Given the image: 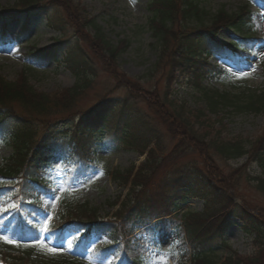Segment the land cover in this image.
I'll use <instances>...</instances> for the list:
<instances>
[{"label": "rangeland", "instance_id": "374dc122", "mask_svg": "<svg viewBox=\"0 0 264 264\" xmlns=\"http://www.w3.org/2000/svg\"><path fill=\"white\" fill-rule=\"evenodd\" d=\"M16 1L0 0V13L3 7L12 5ZM45 1H54L57 6L61 5V1L64 2V6L67 8L52 7L53 9H51L64 19V30L56 31L47 26L45 17L37 16L27 21L24 14H19L17 20L7 26V35L4 39L0 38L1 78L9 81L27 79L38 90L48 93H56L63 87L73 86L76 76L65 65L62 54L41 61L30 58L29 52L33 47L36 50L47 49L56 39L73 42L77 38L98 66V76L92 81V86L86 95L81 98V108H89L93 104L96 105L98 101L112 100L124 105L133 104L134 107L141 110V113L152 117L153 122L157 121L160 124V129L165 133L163 148L169 151L171 147H177L175 149L179 151L182 146L180 143L179 146L177 143L175 144V137L173 138L166 132L165 126L160 120L164 118L165 121L172 122L176 128V134L180 136V141H190L191 139L189 146L191 152L184 154L185 159H195L207 174L210 173L217 184L226 186L227 193L234 204L251 205L253 208H261L257 210L264 212V188L257 183L258 177L264 176L263 170L250 155L252 154L250 150L252 151L260 140L264 141V111L260 113L238 112L233 108H226L215 115L205 109L206 103L202 93L196 90L191 83L177 81L176 78L166 85L167 80L162 69L167 65L169 49L160 50L149 29V0ZM200 1L207 10L204 17V23L207 24L210 23L213 15L221 9L230 14L243 9L250 11L252 14L249 16V22H251L243 28L252 27L251 34L255 37L252 42L254 48L248 53L239 54L236 61L223 59L217 54L210 57L208 64L226 69L228 76L222 79H207L203 82L204 85L210 89L232 93L243 89L262 88L264 86V0ZM92 18L95 19L97 28L100 27L97 33L95 28H92L89 23H85L87 19ZM191 23L189 28L196 26V22ZM25 24L29 27L27 37L23 35L22 27ZM4 25V21H0V31L4 29ZM241 35L242 33L236 28L226 27L218 33L217 39L224 43L242 42ZM100 38L107 39L114 45H117L122 39L127 43L128 46L124 50L121 49L117 57V64L110 61L111 58ZM33 63L34 69L29 67ZM119 78L124 79V86L111 88L113 84L115 85V79ZM128 80H133L136 85H139L140 88L136 89L138 93L131 94L129 92L125 86ZM100 98L102 99L100 100ZM180 105L185 107L183 112L186 113L183 115L177 109V106ZM197 115L203 116L204 120L199 119V121L205 122L204 124H197L195 118ZM184 116L187 119L183 118ZM48 121L49 119L43 118L34 122L36 137H42L49 131L46 126ZM192 121L195 129H199V134L207 133L209 135L208 138L202 140V143L195 142V138L190 136L186 138L185 128L180 126L181 123L190 126ZM60 125V127L66 126L55 131L48 142L50 150L42 151L36 162L29 164L30 169L37 170L40 175L52 182L54 191V194L42 196V207L28 218L27 221L30 224L46 223L51 220L58 210L59 198L67 186V181L64 182L63 179L68 177L71 167L64 161L63 153L73 146L69 142L73 128L69 127L71 123L67 121H63ZM204 125H210V127L207 128ZM68 127L70 132H66ZM217 134L220 136L221 143L242 141L249 151L248 154L241 158L226 159L218 153L210 152L208 145L211 141L209 142V139H216ZM94 137L97 140L96 149L94 148L96 157L94 158L101 167L90 169L84 178L76 181L71 193L80 202L88 201L92 206L97 207L100 221L106 222L111 232L95 236L84 250H79L78 254L74 252L72 242L79 236V233L68 232L60 242H54L51 234H45L41 243L32 246L34 247L32 260L34 264H112L111 254L96 259L91 257L88 252L93 246H111V237H121V244L131 241L135 245L141 244L139 245L141 247L149 246V235H147L148 231L145 227L134 224V227L131 226L129 231L125 226L128 222L125 220L128 217V207L123 208L124 202L122 205L121 202L122 200L127 201L129 186L114 180L110 172L107 173L104 170L106 168L111 171L124 170L132 165L137 168L144 161L145 155L141 156L138 152L121 147L109 137L100 140L101 132ZM85 140H81L83 144ZM11 153V147L0 138V162ZM173 157L174 155L167 157L164 166L154 173L146 185L136 191L137 195L143 197L152 195L155 199L164 198L163 196L167 194V188H164L163 184L164 179L177 163L172 162ZM219 207L223 209V205ZM203 209L204 201L201 198L184 195L178 202L175 213L166 217L168 220L166 219L167 221L160 228L154 229L159 247L151 248L153 262L150 264H179L185 238H181L179 243L178 226L184 231L186 229L185 221L193 220L192 217ZM202 221L207 222V218ZM8 230V226L0 225V234ZM30 238L27 237L24 240ZM3 239L6 242L11 241L9 237ZM225 240L241 254H252L256 251L253 237L243 231L241 222L237 219H233ZM3 241L0 240V244H4ZM214 253L213 256L217 259L226 255L228 250L220 247ZM75 255L79 259L76 260Z\"/></svg>", "mask_w": 264, "mask_h": 264}, {"label": "trees", "instance_id": "16d2710c", "mask_svg": "<svg viewBox=\"0 0 264 264\" xmlns=\"http://www.w3.org/2000/svg\"><path fill=\"white\" fill-rule=\"evenodd\" d=\"M52 7L67 8L63 1L57 6L54 1L17 0L14 4L3 7L0 19L13 22L21 13L26 14L28 20L34 16H45L51 28L63 31L64 19L52 11ZM148 8L150 11L148 26L153 38L160 50L169 49L167 65L162 69L167 80L166 85L176 78L177 81L191 83L202 93L206 103L205 109L215 115L226 108H233L238 112L264 111V86L260 89H243L232 93L210 89L203 83L212 77L219 79L226 76L224 70L208 64V56L216 53L232 57L233 54L230 53L232 44H222L217 41L216 36L225 27L242 30L249 22L246 17L250 11L243 9L230 14L221 9L207 24L204 23L207 10L200 0H149ZM191 22H196V26L189 28ZM85 23L95 28L96 33L100 30L93 18L87 19ZM28 31L29 27L26 25L23 35L26 36ZM252 39L250 31L247 30L243 40ZM100 40L111 58L110 61L117 64L121 49L124 50L128 46L125 40H120L117 45L107 39ZM176 41L178 42L175 44ZM34 50L35 47L29 52L30 57H36ZM38 51L41 59L44 56L52 58L61 53L64 63L76 76V82L73 86L63 87L56 93H48L38 90L27 79L9 81L0 77V137L12 149V153L0 162V204L3 206L0 208L14 209L13 203L21 199L31 202L32 205H40L41 194L51 191V182L43 179L37 170L30 169L29 164L36 160L40 151L50 150L49 140L55 131L65 128L66 125L60 127L63 125L60 123L67 121L71 123L69 127L73 128L69 141L73 147L64 151V154L71 161L73 171L82 172L84 169L80 170V164H84L86 169L91 164L100 166L92 158L95 154L92 137L94 139L99 132L102 133L100 140L109 137L117 145L138 152L139 155H145L144 161L137 168L132 165L124 170L105 169L114 180L129 186L127 201L121 202V205L124 202L123 208L128 207V217L125 219L128 222L125 226L129 231L134 224L147 225L152 219L175 212L178 202L184 195L197 197L204 201V209L196 213L192 217L193 220L185 221L186 229L181 234L191 247V251H185L179 264H264V212L257 210L261 208H253L251 205L234 204L226 186L217 184L210 173L207 174L195 159H185L184 154L191 152L189 150L191 139L180 141L172 122L161 118L159 120L165 126L166 132L175 137V144L179 146L180 143L182 146L179 151L175 149L177 147H171L166 151L163 148L165 133L160 129V124L157 121L153 122L152 117L141 113L133 104L124 105L111 100L98 101L89 108H81V98L86 95L92 81L98 76V66L77 38L73 42L56 39L49 48ZM31 67L33 68V65ZM113 76L116 78L114 74ZM114 83L111 88L124 86V79H115ZM125 84L131 94L138 93L136 89L140 87L133 80H128ZM177 109L181 115L186 113L183 112L184 105L177 106ZM43 118L49 119L46 123L49 131L42 137H36L34 122ZM183 118L187 119L186 116ZM195 118L197 124L205 123L199 121L204 120L202 115ZM180 126L185 128L186 138L189 136L195 138V142L202 143V140L209 136L207 133L199 134V129H195L193 121L190 126L183 123ZM69 127L66 132H70ZM204 127L209 128L210 125ZM216 136V139H209L210 152L218 153L226 159L241 158L248 154L249 151L242 141L226 144L221 143L218 134ZM83 139H86L84 144L81 141ZM250 153L251 158L262 168L264 175V141L260 140ZM169 155H174L171 160L177 163L164 179V188H167L164 198L137 195L136 191L146 185L154 173L164 166V161ZM257 183L264 188V176L258 177ZM129 204L131 205L128 206ZM220 205H223V209H220ZM98 211V208L88 201L80 202L76 199L67 186L65 193L60 197L50 230L58 234L67 229H83L87 235L94 232L104 233L109 227L106 222L100 221ZM204 218H207V222L202 221ZM233 219L240 221L243 231L253 237L256 245L254 253L241 254L225 240ZM163 222L165 221H159L156 225ZM120 238H113L114 242L119 244ZM125 246L129 250L127 256H130L132 250L138 251L130 241H127ZM220 247L227 249L228 253L216 259L213 255ZM145 259L139 254L133 262L142 264ZM32 260V248L0 246V264H34ZM118 262L123 264L124 260L118 259Z\"/></svg>", "mask_w": 264, "mask_h": 264}]
</instances>
